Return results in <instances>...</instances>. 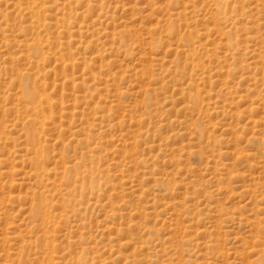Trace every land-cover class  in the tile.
<instances>
[{
    "label": "rangeland",
    "instance_id": "1",
    "mask_svg": "<svg viewBox=\"0 0 264 264\" xmlns=\"http://www.w3.org/2000/svg\"><path fill=\"white\" fill-rule=\"evenodd\" d=\"M0 264H264V0H0Z\"/></svg>",
    "mask_w": 264,
    "mask_h": 264
},
{
    "label": "bare ground",
    "instance_id": "2",
    "mask_svg": "<svg viewBox=\"0 0 264 264\" xmlns=\"http://www.w3.org/2000/svg\"><path fill=\"white\" fill-rule=\"evenodd\" d=\"M26 86V91L28 92L27 94H29V92L33 89V86H31V85H25ZM25 94V93H24ZM32 94V93H31ZM33 96V95H32ZM31 95H30V98L32 97ZM29 97V96H28ZM33 98V97H32ZM29 99V98H28ZM49 100V99H48ZM47 103V101H45V100H43V101H40V102H38L39 104H37L36 106H35V108H38V107H41L42 105H43V103Z\"/></svg>",
    "mask_w": 264,
    "mask_h": 264
}]
</instances>
